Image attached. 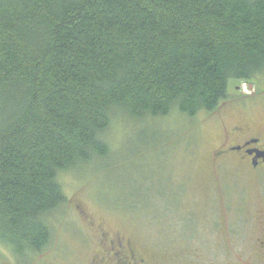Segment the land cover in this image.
I'll return each instance as SVG.
<instances>
[{"label": "trees", "instance_id": "obj_1", "mask_svg": "<svg viewBox=\"0 0 264 264\" xmlns=\"http://www.w3.org/2000/svg\"><path fill=\"white\" fill-rule=\"evenodd\" d=\"M260 78L264 0H0V245L47 249L59 177L108 157L113 113L193 118Z\"/></svg>", "mask_w": 264, "mask_h": 264}, {"label": "rangeland", "instance_id": "obj_2", "mask_svg": "<svg viewBox=\"0 0 264 264\" xmlns=\"http://www.w3.org/2000/svg\"><path fill=\"white\" fill-rule=\"evenodd\" d=\"M236 87L243 93L252 88L230 81L228 96ZM119 113L103 136L108 157L60 175L66 204L51 225L48 248L20 263L0 245V264H88L95 232L87 221L132 238L161 264H202L200 254L183 253V228L194 226L202 240H225L223 226L214 229L217 221L264 217V176L234 158L212 165L222 127L253 114L229 110L190 118L172 112L137 122ZM172 228H178L175 236Z\"/></svg>", "mask_w": 264, "mask_h": 264}, {"label": "flooded vegetation", "instance_id": "obj_3", "mask_svg": "<svg viewBox=\"0 0 264 264\" xmlns=\"http://www.w3.org/2000/svg\"><path fill=\"white\" fill-rule=\"evenodd\" d=\"M252 88L243 93L236 87L235 94L228 96L219 104L218 115L234 111L241 117L222 127V140L212 155V165L234 158L235 162L250 172L264 176V81L258 79ZM260 112L257 116L254 113ZM212 113V114H213ZM219 124H224L219 119ZM226 124V123H225ZM84 217V213L79 211ZM214 229L223 226L225 240H202L194 226L183 228V253L200 254L202 264H264V217L249 219L246 223L217 221ZM95 232L93 251L88 264H161L156 255L139 246L132 238L105 229L102 225L86 222ZM178 228L171 229L175 236ZM245 231V234H242ZM218 236V235H217ZM48 248V247H47Z\"/></svg>", "mask_w": 264, "mask_h": 264}]
</instances>
